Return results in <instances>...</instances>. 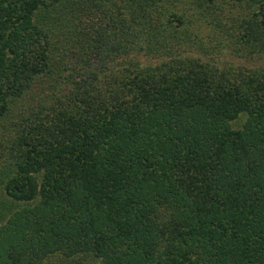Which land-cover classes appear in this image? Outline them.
I'll return each instance as SVG.
<instances>
[{
    "label": "trees",
    "instance_id": "obj_1",
    "mask_svg": "<svg viewBox=\"0 0 264 264\" xmlns=\"http://www.w3.org/2000/svg\"><path fill=\"white\" fill-rule=\"evenodd\" d=\"M0 264H264V0H0Z\"/></svg>",
    "mask_w": 264,
    "mask_h": 264
},
{
    "label": "rangeland",
    "instance_id": "obj_2",
    "mask_svg": "<svg viewBox=\"0 0 264 264\" xmlns=\"http://www.w3.org/2000/svg\"><path fill=\"white\" fill-rule=\"evenodd\" d=\"M232 59L235 60V62H243L244 64H247V65H255L261 62V59H258V58H252V59H247V60H240L236 58H232Z\"/></svg>",
    "mask_w": 264,
    "mask_h": 264
}]
</instances>
